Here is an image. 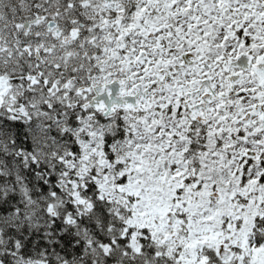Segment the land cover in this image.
Returning a JSON list of instances; mask_svg holds the SVG:
<instances>
[{"label": "snow or ice", "instance_id": "obj_1", "mask_svg": "<svg viewBox=\"0 0 264 264\" xmlns=\"http://www.w3.org/2000/svg\"><path fill=\"white\" fill-rule=\"evenodd\" d=\"M0 264H264V0H0Z\"/></svg>", "mask_w": 264, "mask_h": 264}]
</instances>
